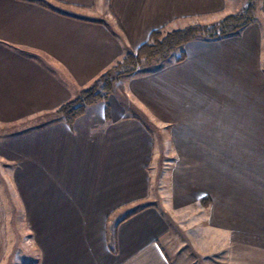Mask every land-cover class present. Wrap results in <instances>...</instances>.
Returning <instances> with one entry per match:
<instances>
[{"label":"crops","instance_id":"crops-1","mask_svg":"<svg viewBox=\"0 0 264 264\" xmlns=\"http://www.w3.org/2000/svg\"><path fill=\"white\" fill-rule=\"evenodd\" d=\"M246 2L0 0V264H264V0L240 32L122 76L72 124L57 113L151 31ZM181 214L199 216L185 234Z\"/></svg>","mask_w":264,"mask_h":264},{"label":"trees","instance_id":"trees-1","mask_svg":"<svg viewBox=\"0 0 264 264\" xmlns=\"http://www.w3.org/2000/svg\"><path fill=\"white\" fill-rule=\"evenodd\" d=\"M257 2L258 0H247L245 6L237 13L210 24H192L169 31L164 29L151 31L145 43L135 51L129 50L121 61L99 76L90 87L82 90L72 101L59 108L58 115L68 124H72L84 113L87 106L106 100L112 94V87L120 76L131 75L143 68L163 63L171 59L176 50L190 41H212L240 32L254 21ZM183 58L184 54L181 52L177 61ZM107 114L109 116V110ZM132 212L134 213L135 210Z\"/></svg>","mask_w":264,"mask_h":264},{"label":"rangeland","instance_id":"rangeland-1","mask_svg":"<svg viewBox=\"0 0 264 264\" xmlns=\"http://www.w3.org/2000/svg\"><path fill=\"white\" fill-rule=\"evenodd\" d=\"M126 78L122 76H120L119 78L116 79L112 90L116 89L118 92H120V88L119 86H122L121 84H123L124 80ZM160 132V141L162 142L159 145H157L156 147V152H155V156H154V164H155V168H154V172L152 171V177L154 178V182H153V189L155 190V196L157 194L156 189L159 191L160 193V197L165 198L166 197V193H167V187H168V179H167V175H168V164L166 163L168 157H169V153H168V144H167V134L166 132L163 131V129L158 130ZM157 133V130H156ZM155 137L156 134H155ZM160 156V157H159ZM158 159H161L160 164L156 167V164H158ZM164 164V165H163ZM164 195V196H163ZM169 219H172V215H169ZM199 218V216H193L190 217L189 215H184L181 214L180 216L175 218V222L174 226L176 227L177 231H181L185 234V231L183 230L184 225H191V223H195L197 221V219ZM172 222V221H171ZM193 226V225H192ZM186 253H188V256L192 257L194 256V254L191 251H187ZM194 259V258H193ZM204 264V262L202 263Z\"/></svg>","mask_w":264,"mask_h":264}]
</instances>
